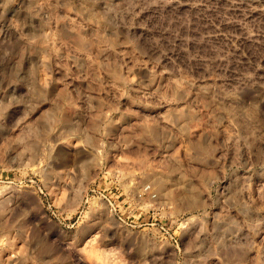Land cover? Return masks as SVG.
Masks as SVG:
<instances>
[{"label":"rangeland","instance_id":"1","mask_svg":"<svg viewBox=\"0 0 264 264\" xmlns=\"http://www.w3.org/2000/svg\"><path fill=\"white\" fill-rule=\"evenodd\" d=\"M0 264H264V0H0Z\"/></svg>","mask_w":264,"mask_h":264}]
</instances>
